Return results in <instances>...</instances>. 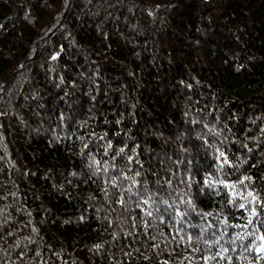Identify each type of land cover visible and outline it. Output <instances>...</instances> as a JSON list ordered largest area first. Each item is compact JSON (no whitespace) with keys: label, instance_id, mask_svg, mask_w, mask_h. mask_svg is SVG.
I'll list each match as a JSON object with an SVG mask.
<instances>
[{"label":"trees","instance_id":"1","mask_svg":"<svg viewBox=\"0 0 264 264\" xmlns=\"http://www.w3.org/2000/svg\"><path fill=\"white\" fill-rule=\"evenodd\" d=\"M264 0H0V264H264Z\"/></svg>","mask_w":264,"mask_h":264},{"label":"snow or ice","instance_id":"2","mask_svg":"<svg viewBox=\"0 0 264 264\" xmlns=\"http://www.w3.org/2000/svg\"><path fill=\"white\" fill-rule=\"evenodd\" d=\"M261 239H264V237H262Z\"/></svg>","mask_w":264,"mask_h":264}]
</instances>
